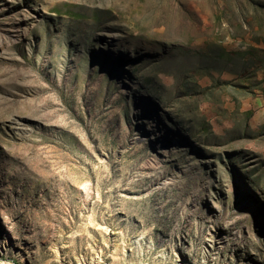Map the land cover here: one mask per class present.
I'll list each match as a JSON object with an SVG mask.
<instances>
[{
	"label": "rangeland",
	"instance_id": "obj_1",
	"mask_svg": "<svg viewBox=\"0 0 264 264\" xmlns=\"http://www.w3.org/2000/svg\"><path fill=\"white\" fill-rule=\"evenodd\" d=\"M0 264H264V0H0Z\"/></svg>",
	"mask_w": 264,
	"mask_h": 264
}]
</instances>
